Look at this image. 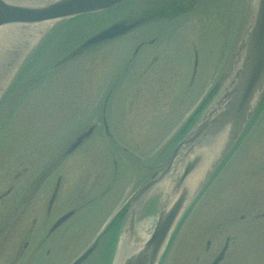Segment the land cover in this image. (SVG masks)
Wrapping results in <instances>:
<instances>
[{"label": "rangeland", "instance_id": "374dc122", "mask_svg": "<svg viewBox=\"0 0 264 264\" xmlns=\"http://www.w3.org/2000/svg\"><path fill=\"white\" fill-rule=\"evenodd\" d=\"M145 2L124 3L96 16L93 22L80 18L52 24L51 31L61 27V36L53 33L57 38L47 47L46 56H41L42 44L35 48L43 59L38 64L40 58L32 61L29 68L21 67L0 101V191L10 182L13 189L12 197L4 199L10 200L9 207L0 201V230L4 227L0 232V264H25L27 259L28 263L33 260L32 264H69L82 254L142 178L156 165L163 166L169 156L163 147L187 117L194 115L193 125L214 107L219 96L214 91L215 82L221 87L219 91L227 88L231 75L226 69L252 19L253 0H150L151 6L161 4L165 17L78 50L88 36L123 12L130 9L131 16L146 12L133 9ZM161 14L158 10V17ZM10 34L0 41V54L4 44L14 43L7 36ZM153 37L156 42H150ZM20 39H16L18 43ZM141 41V49L133 54ZM207 94L213 96L209 104L204 99ZM258 114L190 206L192 213L186 224L182 220L177 226L164 264H211L221 244L215 243L218 246L208 254H202V250L206 238L216 229L222 232V238L233 236L221 264H264V219L252 220L254 213L264 212V110ZM101 118L110 135L105 134ZM92 124L96 128L91 137L72 156L61 155L60 150ZM174 140L176 144L180 138ZM112 158L117 159L116 174L120 177L103 211L97 213L92 204L102 198L92 197L96 185L103 184L113 169ZM51 163L52 173L69 166L77 171L75 175L69 170L71 179L64 178L58 197L60 211L68 204L92 203L83 206L70 225L57 226L50 237L42 240L56 215L47 217L44 232L45 218L38 230L41 216L33 223V214L23 201L32 197L30 187H34L35 200L43 197L44 193L34 191L39 181L33 179ZM18 169L23 170L18 173ZM155 197L159 201L162 192H156ZM11 206L16 207L10 210ZM242 213L247 218L230 225L233 217L239 218ZM10 217L23 223L8 224ZM154 218L155 213L148 208L136 224L148 223L149 232ZM27 228L36 232L34 245L38 247L39 239L40 244L44 242L41 249L27 246L31 236L25 232ZM98 249L99 244L80 264H110L114 260V256ZM39 253L42 257L35 260L34 254Z\"/></svg>", "mask_w": 264, "mask_h": 264}, {"label": "water", "instance_id": "95a60500", "mask_svg": "<svg viewBox=\"0 0 264 264\" xmlns=\"http://www.w3.org/2000/svg\"><path fill=\"white\" fill-rule=\"evenodd\" d=\"M120 1L122 0H23L13 2L0 0V26L17 24L22 25L23 28L24 25L54 21L101 10ZM124 29L123 24L112 25L90 37L84 45L112 37L123 32ZM229 64L226 73L231 76L227 88L216 98L214 107L207 110L187 136L174 147L166 161L165 168L161 170L158 177H153L145 183L133 197L129 206V232H131L136 217L134 209L138 204L164 179L169 181L172 176H175L162 199L151 235L141 245V252L132 253L125 259L117 261V264H155L157 262L180 214L237 140L252 111L256 108L264 87V0H256L252 19ZM12 71L11 65L5 66L4 71L0 73V86L3 87L8 80V74ZM77 143L78 141H75L71 148ZM179 150L183 153L177 157ZM176 157L178 159H175ZM175 161L176 164H174ZM198 171L199 176L192 178L189 183L188 179ZM129 235L131 236V233ZM89 252L88 249L71 264H78Z\"/></svg>", "mask_w": 264, "mask_h": 264}, {"label": "flooded vegetation", "instance_id": "af4514ba", "mask_svg": "<svg viewBox=\"0 0 264 264\" xmlns=\"http://www.w3.org/2000/svg\"><path fill=\"white\" fill-rule=\"evenodd\" d=\"M71 164V162H69V165ZM68 165V166H69ZM30 169V168H29ZM23 169H18L17 172L20 173ZM65 171H63L62 169H60L59 171L57 170L55 173L53 174H47V171L49 172L50 170L47 169H43V170H39L38 173H35L33 182L39 181L37 186H35L34 191L38 192V193H44L43 197H40L39 199L37 198L36 200L34 199V193H33V188L31 189L30 187V192L32 194V197L29 195L24 201L23 204H25V207L29 210H31L32 215V222L36 223V221H38V230L40 229V222L43 221V219L45 218V221L47 219V217L52 218L53 215H56V219H58L64 212H67L69 210H74L73 207H70L68 210L62 212L60 211V207L58 208V202H59V195H60V191H61V185H62V180L65 177H69L71 179V174L69 175V173H67L66 169L64 168ZM67 174V175H66ZM37 176V177H35ZM13 191L12 189V183H8V185L0 191V201H3V204H6L7 207H9L10 205H8L10 203V200H4L5 197L7 195L10 196V198L12 197L11 192ZM11 194V195H10ZM32 198V201H31ZM19 203V202H18ZM17 203V204H18ZM6 207V209H7ZM16 206H11L10 210H13ZM59 209V210H58ZM56 212V213H55ZM75 212V211H74ZM73 212V213H74ZM3 211L2 209H0V216L2 215ZM58 214V215H57ZM73 215V214H72ZM72 215L67 218L64 222H62L63 224L66 223L71 217ZM11 221L8 222V224H12L14 221H17L19 223H23L20 222V219H12L13 217H10ZM31 222V224H33ZM42 224V223H41ZM54 224V221L52 222V224L48 227L47 229V236L50 237V234L53 233L55 231L56 228L51 229L52 225ZM8 226V225H7ZM47 228V222L46 225L43 228V232L46 230ZM4 227L0 230L3 231ZM30 228H27L25 232L29 231V235H34L36 232H30ZM35 231V230H34Z\"/></svg>", "mask_w": 264, "mask_h": 264}, {"label": "bare ground", "instance_id": "6f19581e", "mask_svg": "<svg viewBox=\"0 0 264 264\" xmlns=\"http://www.w3.org/2000/svg\"><path fill=\"white\" fill-rule=\"evenodd\" d=\"M3 29H4V31H1V29H0V41L1 40H3L5 37H6V35L5 36H2V34L3 33H5V31H8L9 32V30H8V28L6 27V26H3ZM10 29V28H9ZM8 36V35H7ZM6 60H7V57L6 58H0V64H2L3 62H5L6 63ZM200 171V170H199ZM199 171L198 172H195V173H193L192 175H191V177L188 179V182L189 183H191V179L192 178H195V177H198L199 175ZM192 183H194V182H192ZM140 234L142 235V232L140 231ZM123 235L125 236L126 235V233L125 232H123ZM126 240H125V237L124 238H122V243H123V245H124V248L126 247V250H130V251H126V253H124L125 254V256H124V259L126 258V257H128V256H130L132 253H135V254H139L141 251H140V249H141V244H131V243H129V246L130 247H128V244H126V246H125V242ZM120 247H122V244L120 245Z\"/></svg>", "mask_w": 264, "mask_h": 264}]
</instances>
